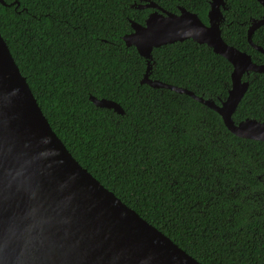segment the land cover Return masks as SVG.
<instances>
[{"label": "trees", "instance_id": "obj_1", "mask_svg": "<svg viewBox=\"0 0 264 264\" xmlns=\"http://www.w3.org/2000/svg\"><path fill=\"white\" fill-rule=\"evenodd\" d=\"M0 35L72 157L101 185L201 264H264V142L234 136L185 94L140 84L146 60L122 37L143 24L142 0H3ZM195 13L207 0H149ZM221 37L250 56L246 39L264 14L256 0H224ZM17 3V4H16ZM264 50V24L251 36ZM149 78L223 101L229 62L188 39L151 52ZM232 120L264 122V79L253 73ZM89 96L123 110L95 107Z\"/></svg>", "mask_w": 264, "mask_h": 264}, {"label": "water", "instance_id": "obj_2", "mask_svg": "<svg viewBox=\"0 0 264 264\" xmlns=\"http://www.w3.org/2000/svg\"><path fill=\"white\" fill-rule=\"evenodd\" d=\"M207 24L183 7L178 14L153 1L132 4L152 9L143 24L130 21L131 31L122 37L146 60L140 84L185 94L215 111L234 136L264 142V122L232 115L248 90L242 80L250 72L263 75L249 55L227 45L221 37L224 0H207ZM258 1L264 9V0ZM3 6L6 4L0 0ZM17 4V3H16ZM264 24V14L251 20L252 33ZM192 40L206 45L232 67L226 98L216 105L210 99L149 78L152 50ZM95 107H121L89 96ZM0 264H201L167 236L142 219L101 185L68 152L51 129L0 35Z\"/></svg>", "mask_w": 264, "mask_h": 264}, {"label": "flooded vegetation", "instance_id": "obj_3", "mask_svg": "<svg viewBox=\"0 0 264 264\" xmlns=\"http://www.w3.org/2000/svg\"><path fill=\"white\" fill-rule=\"evenodd\" d=\"M144 1H145V0H142V1H141L142 4L144 3ZM146 1H147V0H146ZM148 1H149V0H148ZM133 4H135V5H139V4H136V3H133ZM149 10H150V11L147 13V15H148L151 11H153L152 9H149ZM178 12H179V11H178ZM174 14H178V13H174ZM147 15H146V16H147ZM262 50H263V49H262ZM258 52H259V51H258ZM259 53H260L262 56H264L261 52H259ZM252 62H253V61H252ZM254 63H255V62H254ZM261 64H263V63H261ZM257 65H260V64H257ZM250 74H253V73L250 72L249 75H250ZM254 74H255V73H254ZM249 75H248V76H249ZM243 76H246V75H243ZM248 76H246V77H248Z\"/></svg>", "mask_w": 264, "mask_h": 264}]
</instances>
